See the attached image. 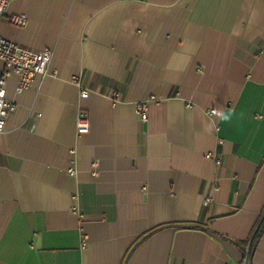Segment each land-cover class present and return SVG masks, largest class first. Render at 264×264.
Masks as SVG:
<instances>
[{
	"label": "crops",
	"instance_id": "1",
	"mask_svg": "<svg viewBox=\"0 0 264 264\" xmlns=\"http://www.w3.org/2000/svg\"><path fill=\"white\" fill-rule=\"evenodd\" d=\"M0 31L53 50L23 92L8 76L0 264H240L264 207V0H11Z\"/></svg>",
	"mask_w": 264,
	"mask_h": 264
},
{
	"label": "built area",
	"instance_id": "2",
	"mask_svg": "<svg viewBox=\"0 0 264 264\" xmlns=\"http://www.w3.org/2000/svg\"><path fill=\"white\" fill-rule=\"evenodd\" d=\"M11 0H0V16L3 15ZM10 21L16 25L23 26L27 23L25 14H18L11 17ZM53 57V50L49 48L34 49L22 46L7 39L0 31V60L5 64V72L0 75V132L6 128L8 116L17 109L15 101L7 95V82L10 73L18 76L16 91L23 92L29 88L38 74H46ZM89 90L82 89V96L87 97ZM137 114L142 119L149 117L150 101L141 100L136 105ZM77 130L79 133H86L90 130V123L87 117L80 113ZM219 164L220 158L216 153H208ZM73 171V169H71ZM208 201L209 198H206Z\"/></svg>",
	"mask_w": 264,
	"mask_h": 264
},
{
	"label": "trees",
	"instance_id": "3",
	"mask_svg": "<svg viewBox=\"0 0 264 264\" xmlns=\"http://www.w3.org/2000/svg\"><path fill=\"white\" fill-rule=\"evenodd\" d=\"M263 232H264V207L250 235L246 239L236 240L230 238L239 248L243 250L244 257L240 262V264H252L255 251L257 249L260 239L263 236Z\"/></svg>",
	"mask_w": 264,
	"mask_h": 264
},
{
	"label": "clouds",
	"instance_id": "4",
	"mask_svg": "<svg viewBox=\"0 0 264 264\" xmlns=\"http://www.w3.org/2000/svg\"><path fill=\"white\" fill-rule=\"evenodd\" d=\"M213 115L218 117L221 121L231 122L233 119V116L235 115V112L232 109H230L228 111L215 110L213 112Z\"/></svg>",
	"mask_w": 264,
	"mask_h": 264
}]
</instances>
